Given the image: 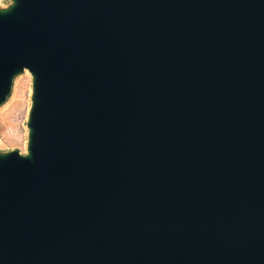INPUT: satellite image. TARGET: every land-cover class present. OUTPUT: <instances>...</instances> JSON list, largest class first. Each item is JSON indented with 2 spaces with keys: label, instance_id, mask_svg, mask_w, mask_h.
<instances>
[{
  "label": "water",
  "instance_id": "obj_1",
  "mask_svg": "<svg viewBox=\"0 0 264 264\" xmlns=\"http://www.w3.org/2000/svg\"><path fill=\"white\" fill-rule=\"evenodd\" d=\"M0 264H264V0H10Z\"/></svg>",
  "mask_w": 264,
  "mask_h": 264
},
{
  "label": "rangeland",
  "instance_id": "obj_2",
  "mask_svg": "<svg viewBox=\"0 0 264 264\" xmlns=\"http://www.w3.org/2000/svg\"><path fill=\"white\" fill-rule=\"evenodd\" d=\"M9 4L10 0H0V8ZM30 97L31 75L25 71L14 79L10 97L0 106V152L17 150L26 154Z\"/></svg>",
  "mask_w": 264,
  "mask_h": 264
}]
</instances>
